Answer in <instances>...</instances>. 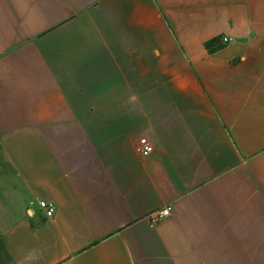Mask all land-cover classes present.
I'll use <instances>...</instances> for the list:
<instances>
[{"label":"crops","instance_id":"crops-1","mask_svg":"<svg viewBox=\"0 0 264 264\" xmlns=\"http://www.w3.org/2000/svg\"><path fill=\"white\" fill-rule=\"evenodd\" d=\"M0 264H264V0H0Z\"/></svg>","mask_w":264,"mask_h":264},{"label":"built area","instance_id":"built-area-1","mask_svg":"<svg viewBox=\"0 0 264 264\" xmlns=\"http://www.w3.org/2000/svg\"><path fill=\"white\" fill-rule=\"evenodd\" d=\"M220 42L222 44H226L232 40L231 37L227 35L219 36ZM136 150L141 155H149L153 152L154 146L151 140L147 136H141L138 139V143L136 145ZM39 206L44 211L45 215L47 217H52L55 212V204L52 201L42 199L39 201ZM173 215V206L172 205H166L162 208L156 209L154 211H151L145 219H147L150 226H155L162 220L170 217Z\"/></svg>","mask_w":264,"mask_h":264},{"label":"trees","instance_id":"trees-1","mask_svg":"<svg viewBox=\"0 0 264 264\" xmlns=\"http://www.w3.org/2000/svg\"><path fill=\"white\" fill-rule=\"evenodd\" d=\"M205 46L209 50V52H214L218 50L219 48H221L223 44L220 42L219 37H215V38L207 40L205 42Z\"/></svg>","mask_w":264,"mask_h":264}]
</instances>
